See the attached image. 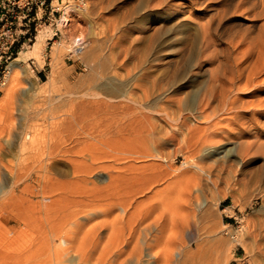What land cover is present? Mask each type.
<instances>
[{"label": "rangeland", "instance_id": "1", "mask_svg": "<svg viewBox=\"0 0 264 264\" xmlns=\"http://www.w3.org/2000/svg\"><path fill=\"white\" fill-rule=\"evenodd\" d=\"M239 1L55 0V5L60 8L72 3L80 6L85 3L86 12H71L68 28H61L58 36L48 44L46 39L53 30L41 22L37 34L46 44L43 61L30 55L28 60L19 63L23 72L17 97L10 109L0 113V264H6L5 258L12 252L18 260L31 257L35 261L41 258L38 239L29 237L23 224L15 221L8 223L10 217L20 216L25 208L32 211L42 200L34 192L39 184L35 170H31L28 176L24 169V164L36 160L37 150L33 148L22 153L17 147L23 135L28 130H34L38 121L46 123L48 131H56L53 145L66 151L56 157L59 167L54 175L59 181H68V192L73 190L70 182L73 181L75 165L82 175L96 168L91 174V181L96 182L99 188L107 184L112 171L123 178H138L141 183L153 181L147 183L151 184L150 192L141 194L138 188L121 184L117 197L128 199L127 211L123 212L118 206L108 216L100 213L89 227L107 223L117 233L123 229L125 234L137 225L144 212L156 208L161 196L171 207L166 216V235L162 242L165 250H171L166 264H264V149L259 147V143L264 141V126L250 124L252 119L264 116V74L260 83H240L236 98H241L244 103L243 111L240 110L244 113L240 122L244 120L246 124L233 125L236 130L226 129L229 126L227 121L220 126L226 131L214 130L210 123L206 124L204 116L208 115L206 111L211 113L209 115L218 113L217 107H220L223 98L211 100L210 106H201L203 88L206 89L209 77L208 68H193L190 53L185 59L176 60L181 47H191L189 51L196 49L201 33L198 24L209 26L207 30L217 51L230 48L231 40L239 41L244 36L257 37L263 30L264 18H255L241 9L240 12L235 10L234 5ZM81 32L85 43L90 36L95 38L93 57L89 62L76 58L67 60V45L71 43L72 36ZM56 41L64 44L60 51L62 76L56 89L47 91L43 89L42 82L51 76ZM31 46L12 55L6 65ZM90 62L100 74L91 77L93 80L90 76L85 78V74L90 72ZM103 74L111 81L110 85L106 84L108 81ZM94 79L97 83L93 82ZM79 80L88 83L78 86L77 91H85L91 86L101 96L89 99L78 97L74 105L66 101L57 107L44 106L46 109L42 117L35 116L36 106L42 105L33 104V97L61 94L67 98L68 83L75 86ZM114 81L118 82L117 86ZM157 83L164 86L158 88ZM99 84H105L109 90L96 88ZM130 95L134 97L130 100L132 102L129 101ZM137 95H140V100L135 97ZM216 103L218 105L215 106ZM252 113H255L253 117ZM221 118L219 116L215 120ZM11 121V132L8 134ZM52 126H58V131ZM205 134L211 135V140L207 136L206 140ZM215 134L220 137L216 138ZM218 139L222 141L217 142ZM218 150L225 152L216 154ZM196 164L207 169L210 176L199 175ZM103 178L105 182L99 181ZM91 183L88 184L90 188L93 186ZM69 194L68 197H71ZM177 197L181 219L179 237L174 235V222L171 220ZM29 233L33 234V231ZM121 238L118 240L121 241ZM226 248H229L228 254ZM72 253L68 254V259L63 257L64 261L58 263L91 264L90 259L93 260V257H87L85 260L90 258L89 263L82 262ZM69 256L77 260L70 258V261ZM144 259L139 264H151Z\"/></svg>", "mask_w": 264, "mask_h": 264}, {"label": "bare ground", "instance_id": "2", "mask_svg": "<svg viewBox=\"0 0 264 264\" xmlns=\"http://www.w3.org/2000/svg\"><path fill=\"white\" fill-rule=\"evenodd\" d=\"M85 6H86L85 3H83L82 6H80L77 3L76 5L72 3L64 7V13L67 14V17H70L71 12L75 14L76 13L85 14L86 12ZM234 9L238 11L241 9L243 10V12L245 11V13H247L250 16H254L255 18H264V0H240L234 5ZM191 15H192L191 13L188 14L189 17H192ZM67 21H68L67 27L63 29L68 28L70 19L67 18ZM199 22H202V21H199ZM198 26L200 27L201 33L199 35V40H198L199 43L196 49L189 51L191 47H189V49L186 48L187 46L181 47L178 50L179 59H176V60H183L185 59V56L190 53L191 56L189 55V57L193 58L192 63H191V66L193 68H199L200 70H202L203 67L208 68L207 71L209 73L208 75L209 77L206 82L207 83L206 89L204 90L203 88V91H204L202 92V94H204L203 99L202 100L199 99V101L201 100V106H205V107L210 106L211 100L212 101L217 100L219 99V97L223 98L222 99L223 102L222 103L220 102L221 103L220 107L219 106L217 107L219 109L218 113H215L213 111L214 113L212 115H209L211 113H209V111H206L208 115L205 113H204L205 116L202 115L205 117L204 121L206 122V124L210 123L213 127L211 129H214V130L216 129V130H221V131H226L220 126L223 122H227V121H228L227 125H229L230 127H232L233 125H237V124L238 125L241 124L242 126V123L244 122V120L243 122H240L241 120L240 118H242V115H244V113H242L240 110H242L241 108L243 107L244 103L241 100V98L238 99V97L236 98V96L238 95V92H240L239 91L240 83L244 81L246 84H250V83L256 84L261 80L260 78L264 74V24L262 26L263 30L257 37L244 36L242 40H239V41L231 40V45L229 46L230 48L223 49L222 51H217V46L215 47V43L211 39L212 37L209 36V30H207V27L209 28V26L207 24H198ZM79 35H81L84 38V35L82 32ZM39 36H40L39 34L36 35V38H35L36 41L35 42L33 41L34 45L32 46L29 45L31 46L30 49H28L27 51L21 52L19 56L16 57L12 63H10V65H7L5 72H4V80H5V85L3 88V90L5 89L4 96L3 98L0 97V113L10 109L12 104L15 101L14 99H16L17 97V91L21 85V78H22L21 75L23 72L22 66L19 63L21 61L28 60L30 58L29 57L30 55L31 57L33 56L38 57L39 59L43 61L42 54L45 50L46 44L44 42V39ZM236 39H239V38H236ZM94 42H95V38L91 36H90V40L88 41V43H85V40H84L83 50L80 52L79 55H74L73 58L82 59L85 62H89L93 57V43ZM62 46H64V44L61 41L55 42V49L52 52L51 76L49 77L48 80L42 82V86L44 87L43 89H47V91L48 90L54 91V89H56L57 84L60 81V78L62 76L61 65H60L61 64L60 51H61ZM25 48L26 47H24V49ZM21 50H19L18 53ZM67 51H71L73 53L75 52V50L72 48L71 43L67 45ZM89 66H90V72L88 71V73L85 74V78L86 79L89 78L86 76H90V79L93 76H94L93 78H95V76L99 74L98 73L99 70L98 69L96 70L94 68V65L91 62L89 63ZM200 70L198 71L199 73H200ZM93 78L91 80H93ZM105 78L107 80V76ZM85 80H79L80 82H77L75 86L71 85V83H68L69 90H68L67 98L61 94H58L55 96L44 95V96L33 97L31 99L33 104L42 105L41 107L36 106L35 116L37 117L41 116V114L46 109V107L44 106H47L50 108L52 106L57 107V106H61L65 104L66 101L74 105V102L78 99V97L89 99L90 97L101 96L99 92L93 91L92 90L93 87L91 88V86H89L90 88L88 89H91L92 91H87L88 89H85V91H77L78 86H82L83 84L88 83ZM93 82L97 83V80ZM115 83L117 86L118 82H115ZM106 84L110 85L111 81L106 82ZM87 85L89 84H86V86ZM99 85L98 86L96 85L97 87L96 86L95 87L99 89L101 88V90L102 88H108L109 90V87H107L105 84L104 85L99 84ZM154 86H156V84ZM163 86L160 85L158 88L163 87ZM106 92H107V89H106ZM132 92H135V91L132 90ZM143 93L145 95V92ZM128 94H130V91ZM138 96L140 95H137L135 97L139 98ZM133 98L131 96V99H129V101L133 100ZM144 98L146 99V97ZM135 101H137V99ZM156 101L155 103H157ZM214 105L216 106L218 104L216 103ZM99 106L100 105H98V107ZM198 106L197 108L200 109L201 107L200 106L198 107ZM211 106H213V104ZM254 115L255 113H252L251 116L253 117ZM219 116H222V118L219 119L218 121L215 120V118L217 119L219 118ZM251 116L249 117L251 118ZM44 117L46 116L44 115ZM145 118L146 117H144V119ZM256 118L258 117L256 116ZM55 122L56 121L54 119L53 124H55ZM49 123L51 124V122ZM154 123H156L155 119H154ZM244 124L246 123H243V125ZM250 124L255 125V127L256 126L263 127L264 126V116H261L260 118L256 120L252 119ZM45 125L46 123L44 124L41 121L40 122L38 121V123L34 127V130L32 131L28 130L23 135V139L17 144L18 149L22 153H27L29 152V150L33 148L37 150L38 157L36 158V160L33 163L27 162L26 164H24V169L27 170L25 174H29L28 176L31 175V170L32 171L33 169L35 170V175H36L35 178L37 179L39 184H38V187L35 188L34 192L37 196H40L42 200L38 201V205L35 206V208L32 211H30L28 208H25L22 211L20 216L16 218L10 217L8 219V223L15 221L17 224H23L25 227V232L28 234V236L29 237L33 236L32 239H38L37 242L41 244V247H40L41 258L35 261L33 260L34 258H31V257L29 258L26 257L24 259L18 260L15 256L12 255L14 253L10 252L11 254H8L5 258L7 259L6 264H60L58 262L61 260L64 261V259L68 257V254L70 255V253L72 252H74V254L72 253L73 256L76 257L75 255H77L78 257L77 259H82V262L88 261L91 257H93V260L90 259L91 264H131L132 262H134L135 264H139L140 261H143L144 258H145L144 260L147 261V263H151V264H164L165 262L167 263L168 252H170L171 250H165L166 246L164 248L162 242H163V238L166 235V226H167L166 216L171 207L169 208L166 199L160 196V199L158 201V205L156 206V208L154 207L152 210H148L144 212V215L139 217L140 220L138 221L137 225L132 226L129 229V232L127 230V232L123 234L122 233L123 229H122V232L119 230V233L121 232L120 237H118L119 235V233H117L118 231L115 230V228L108 225L107 223L94 224V225H91V227H89V224L100 213L103 214L104 216H108L110 213L117 210L118 206L121 207V210L123 212L127 211V208L130 204L128 199L117 197V194L119 192L118 187L121 184L129 185L131 187L134 186L138 188L137 191L140 194L146 191L150 192L149 188L151 184L150 186L149 184H147L149 181L148 182L145 181V183H143L144 181H142L141 183L139 182L138 178L136 179L126 178V177L123 178L121 177L122 176L121 174H120L121 176H118L119 174H114L112 171V172H109V178L106 181L107 184L104 187L99 188L96 182H94L93 180L91 181V174L94 172L96 168H92V170L89 173H86V175H82V173H80L81 170H79L77 166L75 165L73 181L70 182V186H72L73 190H69L68 192V181L67 182L59 181V179H57L56 176L54 175V173L58 171V167H59V166L57 167V163L55 162L56 161L55 159L58 155L62 153L64 154L66 151H64L63 149L62 151L59 148L57 149V147L53 145V140H54L56 131L51 129L53 126L51 128L49 127L51 131H48V127ZM58 126H55L53 128H56ZM229 126L228 128L226 127V129H234L233 128L234 126L232 128H229ZM11 127H12V121L9 124V130L7 132L8 134H10L11 132ZM210 134L212 135V132H210ZM211 135L207 136L205 134L204 135L205 139L207 140L206 138L207 136L211 140L210 138ZM215 135L213 136H215L216 138L220 137L218 134H215ZM257 138H260V136L258 135ZM216 141L221 142L222 139H218ZM263 143L264 141L259 143L261 144L260 146L259 145L257 146L264 149ZM224 152H225L224 150H218L216 154H221ZM195 168L198 171L199 175L203 177H207V178L210 176V172H208L207 169H204L197 164L195 165ZM143 179L146 180V178H143ZM143 179L141 178V180ZM105 180L106 179L104 178L99 179V181L101 182H105ZM152 182H149V183H152ZM89 183L93 185L92 188L88 187ZM137 184H140V186H138ZM125 185H122V186L125 187ZM134 187L133 189H135ZM68 194L71 197H68ZM131 195H134V194H131ZM148 197H151V196H148ZM177 200H178V197L175 199V210H174V204H173L172 210H174V214L171 220L172 222H174V235L179 237L181 219H180V211H179V205L177 203ZM208 207L210 206L208 205ZM144 209H146V207ZM31 231H33V234L29 233ZM118 238L119 239L121 238V241H119ZM116 239L119 242L117 244H116ZM29 241H30V238H29ZM11 244L12 242H10L9 245L11 246ZM112 244H114L113 247H111ZM229 248L225 249L227 254L229 253ZM178 254L180 256V252H178ZM95 255L96 257H94ZM71 256H69L70 261H72L70 258H72L73 260H77ZM87 257H90V258H88V260H85V258ZM86 263H89V261Z\"/></svg>", "mask_w": 264, "mask_h": 264}, {"label": "built area", "instance_id": "3", "mask_svg": "<svg viewBox=\"0 0 264 264\" xmlns=\"http://www.w3.org/2000/svg\"><path fill=\"white\" fill-rule=\"evenodd\" d=\"M54 2L55 0H0V95L5 85L7 61L19 50L33 43L41 22L51 26L53 30L52 35L46 39L47 44L58 36L61 28L67 27L68 17L64 13V7L60 8ZM71 40L75 52L68 51L67 60H73V56L79 55L84 48L85 39L81 35L76 34Z\"/></svg>", "mask_w": 264, "mask_h": 264}]
</instances>
